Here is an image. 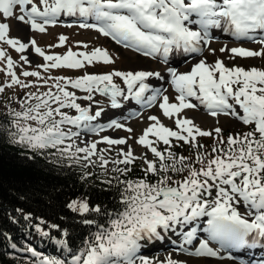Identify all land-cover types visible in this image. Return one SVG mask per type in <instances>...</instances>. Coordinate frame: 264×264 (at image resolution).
Listing matches in <instances>:
<instances>
[{"label":"snow or ice","instance_id":"obj_1","mask_svg":"<svg viewBox=\"0 0 264 264\" xmlns=\"http://www.w3.org/2000/svg\"><path fill=\"white\" fill-rule=\"evenodd\" d=\"M17 6L20 14L15 19L28 25L33 31L46 32V26L55 25L57 18L61 16L90 17L96 23L85 22L79 27L96 29L100 34L111 37L117 44L133 48L145 56L160 54L163 58H167L174 49H182L184 53L201 52V45L207 46L210 43V28L223 27L235 37H249L250 32L264 30V0H39V4L35 0H0V42L6 43L18 53H24L31 47L36 54L43 57L45 63L38 67L46 71L49 68L62 67L80 69L85 64L91 66L94 63L111 64L114 60L107 49L99 47L91 51L75 52L69 48L63 55L46 54L37 46L35 39L25 42L20 37H11L10 26L5 21L14 16ZM17 27L18 31H23L19 25ZM66 40L67 37L61 34L58 43L49 47L62 46ZM259 43L264 44V39ZM81 44L82 42H77L78 46ZM82 46L87 49L86 44ZM220 51H228L233 56L242 58L264 56V49L256 51L244 47H221ZM0 59L6 60V75L11 78L8 86L19 84L27 87L13 71L15 61L3 48H0ZM20 60L25 64L30 63L25 55H21ZM167 72L171 87L177 93V103L170 102L169 96L164 95L161 88H152L146 82L150 77L164 79L160 72L113 70L101 74L85 72L74 79L54 77L52 79L55 81L56 93H30L29 98L34 97L37 103L24 111L12 113L15 117L12 125L16 129L15 132H9L12 143L21 144L35 152L54 148L61 158L77 163L81 159L94 163L90 157L97 154L99 141L79 147L72 138L80 133L71 130L65 132L63 125H74L77 129L94 133L104 131L105 128L125 127L115 119L104 125L92 123L101 117L104 109L98 108L93 115L88 107H82L77 100L91 101L94 92L108 96L112 108L121 106L118 97L124 100L131 98L147 107L156 103L159 97V108L163 115L170 119L175 117L174 122L178 129L173 130L161 123L158 117L149 116L148 119L153 123L143 130L136 143L159 158V169L156 160L139 157L146 165L143 169L145 177L118 180V183L124 185L119 201L122 209L105 213L109 217L107 226L96 224L94 220H85V224H96L97 231L85 239L84 246L76 252L68 249L66 240L56 241L70 253L67 261L42 255L28 248L27 251L37 257L36 264H136L141 242L150 244L162 240L161 230L175 231L177 226L186 225L201 216L207 217L204 231L208 233V238L200 240L199 246L195 248L196 256H219V251L210 246V241H217L222 247L236 249L264 245V69H245L239 66L229 68L217 58L211 64L201 59L193 64L190 71L179 72L176 68L169 67ZM22 75L39 78L41 74L38 71L25 70ZM114 76L123 80L127 86V95L114 83ZM47 82L44 80L45 84ZM68 84L74 89L85 91L87 95L77 97L74 92L66 89L65 85ZM3 90L0 87V92ZM149 91L151 95L145 99V93ZM192 97L204 105L214 117L220 113L230 114L245 125H254L252 131L243 135L229 134L226 148L221 147L225 143L221 137L217 146L212 148L217 155L208 159L206 164L204 156L198 153L196 159L202 164L199 169L184 164L187 158H177L169 148H165V156L154 146L161 141L170 146V138H176L196 147L197 136L212 134L202 130L192 118L178 115L184 109L196 107L189 99ZM230 99L234 103H230ZM50 101L57 107H51ZM63 108L75 109L77 115L70 116L61 111ZM57 116L59 119H56ZM28 121H35V126L28 124ZM126 130L132 131L130 128ZM214 131L219 136L222 129L217 127ZM149 135L155 137V141L149 139ZM66 139L72 140V143L61 147L65 145ZM101 139L109 146L127 144L124 138L112 139L103 136ZM99 151L100 167L105 168L109 160L102 154L105 150ZM78 153L85 155L80 157ZM118 154L123 159L113 160V164L131 165L138 159L130 145L126 151L121 149ZM166 159L173 162L167 164ZM177 164L182 167H177ZM184 168H188V175L182 181L172 180L167 175L169 171L181 172ZM113 171L127 174L131 169L116 167ZM148 173L158 175L159 179L154 183L149 182ZM90 175L91 173L85 172L82 179ZM104 183L111 185L112 181L105 180ZM213 189L215 197H212ZM241 203L246 206L244 214L239 210ZM67 207L80 214L90 211L101 213V207L97 205L90 208L87 199L72 200ZM37 228L42 231L39 226ZM195 233V228L184 232V242L190 244ZM42 234L48 235L43 231ZM139 259L141 264H152L146 258ZM166 264L185 262L168 259ZM258 264H264V259Z\"/></svg>","mask_w":264,"mask_h":264},{"label":"rangeland","instance_id":"obj_2","mask_svg":"<svg viewBox=\"0 0 264 264\" xmlns=\"http://www.w3.org/2000/svg\"><path fill=\"white\" fill-rule=\"evenodd\" d=\"M37 4H39V0H35ZM187 2V0H186ZM219 2V0H218ZM18 6L14 9V16L6 19L10 26L9 35L11 37H20L23 41H29L31 39H35L37 46L41 47L46 54H60L63 55L69 48L75 51H91L93 48L99 47L103 49H107L109 54L113 57L114 62L111 64L104 63H94L89 66L85 64V67L80 69H70L66 67L62 68H49L47 71L38 65L45 63L43 57L36 54L31 47L26 49L24 53H18L14 49H12L9 45L4 42H0V48L6 50L8 55L12 57L15 61L13 71L16 72L18 79L23 83L28 85L27 87H22L19 84H13L11 87L8 85L11 84V78L6 75V60L0 59V87H3V91L0 92V110L12 113L14 111H22L26 108L32 106L37 103L36 99L29 98L30 93H35L36 95H40L42 93L51 91L52 93H56L57 89L54 87L55 81L52 79L54 77H67V78H76L84 75L85 72L89 74H101L112 72L113 70L118 71H136V70H145V71H158L164 77V74L170 78L167 69L169 67H174L176 69H180L181 72L187 70V64L189 63L186 57H180L176 62L173 63V66L170 64L171 60H163L160 54L157 56H145L143 53H139L135 51L133 48L125 47L123 44H117L111 37H106L100 34L96 29L93 28H81L79 25L81 23H91L90 21L79 20L82 19L80 16H64L57 18V23L55 25L46 26V32L33 31L26 24L20 23L15 19L16 15H19ZM90 18V17H89ZM92 21L93 19L90 18ZM94 21V20H93ZM22 29L23 25L27 29H23V31H18V26ZM16 32H19L16 34ZM21 32H26L25 34ZM63 34L67 37V40L64 45L59 47H49V45H56L58 43V37ZM264 34L261 32V38L252 39V40H236L233 38H229L226 34H222L221 36H213L210 38V43L207 46H202V50L199 53L195 54V58H205L206 62L211 64L214 63L217 58L221 59L225 65L229 68L233 66L243 67L245 69H249L252 67H256L259 69H264V56L255 57V58H242L239 56H233V54L221 52L220 48L225 46L231 47H244L251 50L259 51L264 49V44L259 43L263 38ZM82 42L81 46L77 45V42ZM87 45V49H85L82 45ZM209 49H214L215 51H210ZM27 56L30 63L25 64L20 60V56ZM141 60L146 62V67L140 69L137 66V62ZM38 71L40 72V77L28 76L25 77L22 75L23 71ZM166 80L163 83L162 90L164 95L169 96V100L172 103H177L175 100V96L177 93L171 87L170 80ZM44 80H47V84L44 83ZM114 83L120 86L123 90L124 95H127V86L123 83V80L120 77H113ZM63 84V81H60ZM66 89L70 92H74L77 97H84L87 95L85 91L74 89L70 84L65 85ZM148 92L146 95H149ZM93 99L91 101L85 99H78L77 103H79L82 107H88L90 109V114H95V111L98 108H103L104 114L106 117H110L111 120L115 119L119 123L125 125L124 128H105L104 131L99 133L89 132L85 129H77L74 125L65 124L63 125V130L68 132L69 130L73 132H79V136L73 137L75 143L79 147H85L89 142L99 141L97 143V154L90 157V160L94 163H89V160H85V165L89 172L94 170L96 166H100V160L98 156L101 154L99 150H105L102 154L106 159L109 160V163L105 166L107 168H111L113 166H123L124 164H113V160L123 159L118 153L121 149L127 150V146L130 145L135 156L138 157L131 165H126V167H132L138 169H144L146 165L143 162V159L139 157H146L149 160H155L156 157L153 156L150 150L146 147L138 145L136 143L137 138L142 135L140 129H145L144 122L148 119L149 116H156L165 126L176 129L175 126V117L170 119L165 117L162 113V110L159 108V97L156 103H154L151 107H147L144 105H140L139 107H133L135 102L132 101L131 98L128 100H124L122 97L118 99L120 103V111L126 110V114L123 115L122 119H119L117 116H109V111H111V101L110 98H107L105 95H101L98 92H94ZM124 101L126 103L124 104ZM230 103H234L231 99ZM51 107L55 108L57 105L55 103H51ZM235 106V105H234ZM238 109V106H235ZM131 108L132 110H129ZM61 111L67 113L70 116L77 115L75 109L63 108ZM242 114V113H241ZM179 115L184 116H193L198 120H195L194 123L198 125L202 130L212 133L210 136H197L196 142L197 146L200 145L199 141L210 142L212 138H218L214 129L219 127L223 131L233 132L234 130L240 129H248L251 125H245L237 118L232 115H225L223 113L218 114L217 116H212L210 120V113L206 112L202 109V106H196L195 108H187L182 110ZM59 119V116L56 117ZM106 120H100L99 117L96 121H93V124H104ZM21 123H24L21 120ZM28 124H35V121H28ZM153 123V122H152ZM151 124V123H150ZM132 129L131 132H128L126 129ZM186 135V133H183ZM103 136H109L112 139L124 138L127 140L126 145H112L109 146L106 142L102 141ZM149 139L155 141V137L149 135ZM171 147H175L174 144L181 143L184 147L182 148L183 152L185 148L196 149L195 147H191V143H185L184 141L177 140L176 138H170ZM131 141V142H130ZM66 144L72 143V140H65ZM155 147L159 151H162L164 148H168L163 144V142H158L154 144ZM85 155V154H84ZM83 155V156H84ZM82 156V157H83ZM202 167V164L199 165L196 169ZM188 173V171H187ZM211 183V181H210ZM212 197H215V190L212 191ZM72 200H83V198L78 197ZM70 200V201H72ZM211 202V201H210ZM245 205L241 203L239 206V210L241 213L245 212ZM207 217L201 216L196 218L194 221L188 222V224L183 226H177L175 231L168 230L167 232L162 233V240H158L152 242L150 244H142V247L137 252L138 259L136 260V264H141L139 257L146 258L149 261H152V264H166L168 259L182 261L185 264H227L226 260H223V257H216L212 262H208L206 260L207 257H201L194 255L195 248L199 246L200 240L204 239L201 234L195 233L192 238V242L185 243L183 233L190 231L192 228H196L198 226L200 229H204L206 225ZM142 243V242H141ZM210 246L214 249L220 251L219 245L217 241H210ZM243 251L240 250L239 253ZM198 259L196 262H187L186 260L191 258ZM225 261V262H224ZM224 262V263H223ZM230 261H228L229 263ZM237 262V261H235Z\"/></svg>","mask_w":264,"mask_h":264},{"label":"trees","instance_id":"obj_3","mask_svg":"<svg viewBox=\"0 0 264 264\" xmlns=\"http://www.w3.org/2000/svg\"><path fill=\"white\" fill-rule=\"evenodd\" d=\"M12 113L0 110V264H36L37 257L27 251L28 248L67 261L70 253L56 241L66 240L68 249L78 251L84 246L85 239L97 231L96 224L107 226L109 217L105 213L122 209L119 201L124 185L118 180L144 178L145 172L134 166L129 167L131 171L127 174L113 171L116 167L124 168L126 165L111 168L96 166L89 172L84 159L77 163L61 158L54 148L35 152L21 144L12 143L9 132L16 131L12 125L15 119ZM253 127L223 131L210 142L199 141L203 147L185 148L184 152L181 143L168 148L177 158L186 157L184 164L197 168L201 165L196 159L198 153L204 156L206 164L208 159L217 155L212 148L217 146L221 137L225 141L221 147L226 148L229 134L243 135L252 131ZM164 150L161 152L167 156ZM82 155L84 153H78V156ZM155 160L159 169V158ZM172 162L165 161L167 164ZM177 167L182 165L177 164ZM187 171L188 168H184L181 172L169 171L167 175L172 180L182 181L188 175ZM85 172L91 175L82 179ZM147 179L154 183L159 176L148 173ZM105 180H111V185L104 183ZM78 197L87 199L90 208L99 205L101 213L90 211L80 214L69 209L67 204ZM85 220H94L96 224H85ZM37 226L48 235H43Z\"/></svg>","mask_w":264,"mask_h":264},{"label":"bare ground","instance_id":"obj_4","mask_svg":"<svg viewBox=\"0 0 264 264\" xmlns=\"http://www.w3.org/2000/svg\"><path fill=\"white\" fill-rule=\"evenodd\" d=\"M192 19H198V18L192 17ZM82 20L86 21L84 17L82 18ZM91 22L94 23V21H91ZM21 26H22V29H24V30L27 29L23 25H21ZM189 26L192 27V25H189ZM196 27L198 28V25ZM261 32L264 34V30H256V31L252 32L251 35L255 38H261ZM18 33L19 32H16V34H18ZM21 33L25 34L26 32H21ZM227 33H229V31H225L223 27H221V28H210L209 29L210 38H212L213 36H221L222 34H227ZM202 46H204V45L202 44L201 48H202ZM225 47L228 49L232 48L231 46H225ZM225 53H230V52L225 51ZM195 54L196 53H184L182 49H180V50L174 49L173 52H171L170 55H168L167 59L171 60L170 64L173 66V63L176 62V60H178L180 57L189 58L188 59L189 63L187 64V70L186 71H190L193 64H195L196 62H198L201 59L205 60V58H195ZM230 54H232V53H230ZM137 65H138L137 67L140 69L147 68L146 62L142 61L141 57H140L139 61L137 62ZM177 71L181 72L180 69H177ZM167 79H168V77L164 74V79H159L156 77H150L146 82L149 83L152 88H162L164 81H166ZM168 80H170V78ZM147 93L148 92L145 93V99L148 96V95H146ZM149 93H150L149 95H151V91H149ZM118 99H120V97H118ZM189 99L192 103L196 104V106H200V105L202 106V104H200V102L198 100H196L194 97L189 98ZM132 101L135 102L133 107H139L141 105L140 103H137L133 99H132ZM125 103H126V101H124V104ZM157 105H159V104L157 103ZM118 108L121 109V107H118ZM120 109L111 108V111H109V116H117L119 119H122L123 115L126 114V110L120 111ZM129 110H132V109L129 108ZM241 113H242V111H241ZM180 116H184V115H180ZM184 117H186V116H184ZM188 118H192L194 121L198 120L197 118H195L193 116H189ZM209 118L211 120L212 116L210 115ZM99 119L103 120V121L106 120L104 124H107L111 121V118L106 117L104 114H102L101 117H99ZM152 122L153 121H150L149 119H147L146 122H144V127L145 126L147 127V125L152 123ZM104 124H101V125H104ZM140 131L142 133L143 129H140ZM242 214H244V213H242ZM206 227H207V225L204 226V229ZM195 229H196V233L201 234L202 237H204V239L208 238V233L205 232L204 229H200L198 226H196ZM217 243H218L219 248H220L218 257H223V260H226L227 264H249V262L257 264V261H258L257 260L258 257L256 256V253L258 252V251H256L257 248H245L246 253H243V252L239 253L240 250L243 251V249L229 248L227 246L222 247L219 242H217ZM257 247L264 248V246H262V245H258ZM214 258H216V257H207L206 260L210 263L214 260ZM186 261L193 263V262L198 261V259H195V258H193V256H191V258L187 259ZM228 261H230V262L228 263ZM235 261H237V262H235Z\"/></svg>","mask_w":264,"mask_h":264}]
</instances>
